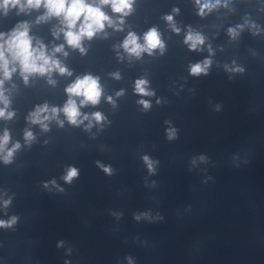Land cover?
<instances>
[{
    "label": "clouds",
    "instance_id": "obj_1",
    "mask_svg": "<svg viewBox=\"0 0 264 264\" xmlns=\"http://www.w3.org/2000/svg\"><path fill=\"white\" fill-rule=\"evenodd\" d=\"M134 0H98V2L90 3L89 0H0V10H3L7 15L9 8H18V14L31 9H40L43 7L45 12L42 16L37 17V23L47 21L49 18L56 17L60 21L61 27L53 32L54 36H59V33H63L64 39L67 45L74 49H79L81 53L85 52L82 47V41L87 38L91 40L95 35L104 31L107 27L114 28L117 31L122 30L124 24V17L130 15L133 11ZM195 4L198 6V15L204 16L206 13L211 12L221 4V0H195ZM109 6L112 13L119 14L118 20H113L105 11L104 7ZM226 6V4H225ZM174 12H178V9H173ZM164 19L169 23L173 32L179 33L180 29L176 27L173 16L167 15ZM255 27V25H252ZM238 29H242L241 25H237L236 28H229L228 35L235 39L238 35ZM30 27L27 22L18 23L8 33L0 32V104L4 107L0 108V119L11 120L15 113L8 111L10 105L9 96L6 95L7 89L4 87L5 81L11 80L13 74L19 69L25 84L28 83L29 76L33 74H39L41 76L48 75L49 83L54 84L55 81L51 80V74L53 71L60 73L61 75H71V72L65 67L58 59L55 58V53H63L64 45L54 47L52 53L49 54L45 45L39 41L33 44V37L30 36ZM205 36L200 32L188 29L184 43L188 46L190 51H201L205 44ZM123 48L124 52L129 57H135L139 59L143 53L152 55L154 50L159 49L161 55L165 51V44L161 39V34L157 28H150L143 35V43L140 42V37L135 32H129L119 46ZM208 51L211 55H214L211 45L208 46ZM119 55V54H118ZM212 59L205 58L204 60L190 64L189 73L194 77L200 75H207L212 65ZM225 70L229 72H243L241 67L229 68L225 65ZM114 78L119 79V73L112 74ZM68 99L62 108L49 107L47 104L36 106L35 110L29 113L28 121L31 124H39L42 130L48 131V122L56 120L59 126L63 127L64 121L59 120V114L63 113L65 119L69 124L73 126H80L85 121L88 123L85 125V130L89 131L93 127V121L97 124L106 120V117L101 112H93L90 115L87 113H81V108L86 105H97L100 103L103 89L99 82V77H95L91 74H85L77 77L71 84L65 89ZM134 91L141 97H148L155 95L154 91L149 89V81L146 79H137L135 81ZM123 90L117 92V96L123 95ZM79 99V104L77 99ZM108 102L112 103L115 107V101L112 97H108ZM139 105H142L145 111L151 108L150 101L146 99H140L137 101ZM160 103V100H157ZM166 124H170L169 121H165ZM166 135L168 140H174L177 138V129L168 127L166 129ZM10 133L7 129L4 130L3 135H0V159L5 164L12 162L14 153L20 149L19 142L8 148L10 142ZM35 139L32 131L25 130L24 140L26 144H30ZM200 161H206V157L200 156ZM143 161L146 164L150 173L155 172L154 165L158 163L153 161L149 156H143ZM196 163L195 159L192 161ZM103 171L109 175L112 174L110 167H105L97 162ZM79 175V171L75 167H68L66 174L62 179L66 183H71L74 178ZM51 184L55 185V181H51ZM44 187H48V183L44 184ZM62 191V189H61ZM11 203V199L3 201L5 208ZM147 216V214L137 215V220L141 219V216ZM159 219V217H157ZM17 221V217L13 216L9 220H0V228H8L14 225ZM63 242H60L62 246ZM70 252V250H69ZM129 264L131 259L129 258Z\"/></svg>",
    "mask_w": 264,
    "mask_h": 264
}]
</instances>
